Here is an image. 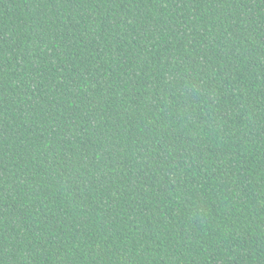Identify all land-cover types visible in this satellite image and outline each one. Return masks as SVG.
Returning <instances> with one entry per match:
<instances>
[{
	"label": "trees",
	"instance_id": "trees-1",
	"mask_svg": "<svg viewBox=\"0 0 264 264\" xmlns=\"http://www.w3.org/2000/svg\"><path fill=\"white\" fill-rule=\"evenodd\" d=\"M0 264H264V0H0Z\"/></svg>",
	"mask_w": 264,
	"mask_h": 264
}]
</instances>
